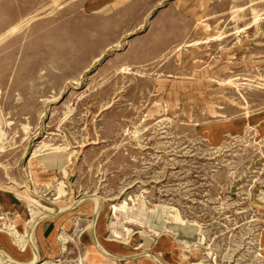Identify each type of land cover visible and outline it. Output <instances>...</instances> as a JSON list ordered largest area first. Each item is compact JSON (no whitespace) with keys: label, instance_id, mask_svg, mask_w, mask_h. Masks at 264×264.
<instances>
[{"label":"rangeland","instance_id":"rangeland-1","mask_svg":"<svg viewBox=\"0 0 264 264\" xmlns=\"http://www.w3.org/2000/svg\"><path fill=\"white\" fill-rule=\"evenodd\" d=\"M84 2L0 0V264H264V0Z\"/></svg>","mask_w":264,"mask_h":264},{"label":"crops","instance_id":"crops-1","mask_svg":"<svg viewBox=\"0 0 264 264\" xmlns=\"http://www.w3.org/2000/svg\"><path fill=\"white\" fill-rule=\"evenodd\" d=\"M143 0H122V38L126 34H129L139 29L143 24ZM112 2L108 3V0H85L84 6L93 13L107 14V7L112 6ZM114 9V8H113ZM151 11V7L148 6L147 14ZM137 39H131L129 46H134L137 43ZM153 258V257H152ZM156 258H153L155 261Z\"/></svg>","mask_w":264,"mask_h":264},{"label":"bare ground","instance_id":"bare-ground-1","mask_svg":"<svg viewBox=\"0 0 264 264\" xmlns=\"http://www.w3.org/2000/svg\"><path fill=\"white\" fill-rule=\"evenodd\" d=\"M80 201V200H79ZM114 207V206H113ZM44 210H45V213H47L48 215H56V214H58V213H53V212H55V209H48V207H44ZM60 212V211H59ZM44 214V213H43ZM39 216V215H38ZM37 217V216H36ZM35 220H36V218H35ZM15 231V230H14ZM13 232V231H12ZM16 234V233H15ZM17 236V235H16ZM14 237H15V235H14ZM25 244V243H24ZM65 248V247H64ZM102 248V247H101ZM103 249V248H102ZM101 252H102V250H101ZM105 252V251H104ZM109 255V254H108ZM131 257H133V256H135V254H132V255H130ZM129 258V257H128ZM29 263V262H28ZM10 264V263H9ZM29 264H31V263H29ZM41 264H47V262H44V263H41Z\"/></svg>","mask_w":264,"mask_h":264}]
</instances>
